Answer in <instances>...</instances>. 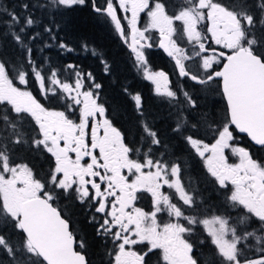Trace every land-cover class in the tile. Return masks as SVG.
Segmentation results:
<instances>
[{
    "label": "snow or ice",
    "instance_id": "obj_1",
    "mask_svg": "<svg viewBox=\"0 0 264 264\" xmlns=\"http://www.w3.org/2000/svg\"><path fill=\"white\" fill-rule=\"evenodd\" d=\"M84 3L85 0H48V5L40 6L70 8ZM92 3L97 13L110 18L127 42L125 27L113 0H105L104 7L96 6L95 0ZM117 3L124 12H131L130 19L124 17L130 29L129 47L145 78L154 83L157 94L173 99L177 96L169 87L167 74L152 71L145 59L142 49L152 45L141 41L149 40L145 33L150 29L159 32V47L175 60L181 77H190L200 84L217 79L222 82L221 94L226 101L223 122L215 127L209 125L214 142L205 143L192 135L185 140L203 158L208 173L221 187L227 188L228 182L232 185L227 199L242 213L238 225L247 226L255 217L260 222L261 234L257 235L254 229L238 235V227L230 225L228 217L213 215L198 220L196 215H185L186 210L194 209L196 200L181 180V166L164 160L163 154L154 159L151 147L142 160L131 158L132 153H139L140 149L125 143L124 134L107 118L104 105L97 102L98 94L92 89L81 91L84 79H92L91 73L85 77L76 72L75 82L70 84L61 81L56 70H51L46 77L29 60L31 75L38 81L45 98L49 94L57 96L59 90L58 98L70 101L61 111L46 107L31 91L14 83L16 80L27 85L29 72L0 60V104L10 106L0 115V120L16 129V123L7 113L27 114L38 126L40 137L32 143L38 148L43 146L53 158L47 175L37 178L27 163L12 162L6 146L0 150V221H11L23 236L18 248L14 249L5 236L0 235V247L14 257L19 249L26 250L30 254L29 264H89L83 251L86 248L84 240H77L70 220L54 206L59 190L75 192L81 203L87 202L89 207H95L96 213L104 214L102 221L93 216L92 222L98 225V235L110 236L113 241L111 264H147L146 257L154 250H158L162 264H199L193 256V244L185 239V234L193 231L190 226L197 223L205 226L219 257L210 264H264V248L258 249L259 258L249 259L239 247L249 237H254L257 244L264 242V161L254 158L248 147L237 143V135L244 133L264 149V0L258 5L262 12L258 21L249 11L247 0H237V4L231 6L220 0H184L183 6L173 14H169L165 0H152L151 3L150 0H117ZM22 7L27 10L29 5L25 3ZM146 10L148 23L141 29L137 23L140 13ZM7 15L10 29L19 26V32L14 31L12 35L23 46L22 34L36 20L30 14L23 19L22 14L15 12H7ZM257 24L261 29L259 36L255 31ZM174 37L187 38L193 46L191 56L178 46ZM208 40L229 51L212 49L211 55H204L208 51L205 47ZM60 47L67 46L61 44ZM193 58H201L205 79L186 69L184 61ZM214 64H222V68L215 70ZM46 80L50 86L46 87ZM100 87L93 85L94 89ZM183 96L188 105L195 107L196 101L186 91ZM133 99L139 109L141 96L137 94ZM77 105L81 106L78 122L70 118ZM183 126L178 119L174 131H180ZM142 127L141 140H147L150 145L161 143L157 132L147 123ZM14 142H21L19 136ZM225 149H230L239 162L229 163ZM70 153L75 154V159ZM85 157H90V162L81 163ZM124 170L133 178L123 174ZM164 185L175 190L174 195L182 205L178 206L172 195L161 190ZM141 192L151 194V211L135 206ZM162 212H167L170 218L175 217V222L158 223L157 215ZM181 219L189 227L180 223ZM136 245H145L147 250L138 252L133 247Z\"/></svg>",
    "mask_w": 264,
    "mask_h": 264
},
{
    "label": "trees",
    "instance_id": "obj_2",
    "mask_svg": "<svg viewBox=\"0 0 264 264\" xmlns=\"http://www.w3.org/2000/svg\"><path fill=\"white\" fill-rule=\"evenodd\" d=\"M113 2L116 4L117 0ZM165 2L169 14H173L183 6L182 0H165ZM220 2L229 6L237 4V0H220ZM25 3L29 5L27 10L22 7ZM95 3L98 7L106 6L105 0H95ZM260 3L261 0H247L249 11L257 21L262 14L258 7ZM40 5H48V0H0V60L29 72L27 85H21L16 80L14 83L31 91L43 104L53 105L61 100L58 98L61 94L57 96L49 94L45 98L40 91L38 81L31 75L29 60L33 61L46 77L50 76L51 70H56L59 79L70 84H74L76 72L84 74L85 77L91 73L92 79L85 78L83 81V90L92 89L98 94V103L104 105L107 118L122 131L128 146L140 149L139 153H132V158L142 160L143 154L151 147L154 159L160 158L163 154L164 160L181 166V180L186 190L196 200L194 209L186 210V215H196L198 220L211 218L213 215L228 217L230 225L238 227V235H242L243 231L254 229L257 230V235H260V222L255 217L247 226L238 225L237 220L242 213L227 199L232 185L228 183L227 188L221 187L208 173L203 158L199 157L185 140L186 136L192 135L207 143L214 141L209 125L215 127L223 122L226 106L219 80L200 84L190 81L188 77L180 78L176 69L171 67V60L162 50L145 48L144 56L150 69L168 71L171 75L172 88L180 91L174 99L159 95L154 91L152 83L143 76L142 68L121 39L110 18L105 14L97 13L93 8L92 0H85L83 5H74L70 8ZM7 12L22 14V19L23 16L30 14L36 20V23L22 34L23 46L13 38L12 33L14 31L18 33L19 26L11 29L8 27L7 22L10 17ZM142 19H145V15ZM144 27L143 24L141 28ZM255 31L259 36L261 32L259 24ZM155 35L157 34L154 32L153 36ZM152 37L149 43L155 46L156 39ZM177 42L181 45L186 44L185 39L184 42L177 39ZM61 44L67 47L61 48ZM28 49H31L30 53ZM69 65L74 67L70 68ZM192 67L186 69L194 75L205 77L196 70V65ZM94 84H99L101 87L94 89ZM47 86L50 85L46 80ZM185 91L196 101L195 107L187 104L183 96ZM137 94L141 96L139 109L133 99ZM8 107L10 106L0 104V115L5 114V109ZM7 114L17 127L13 129L11 125H6L0 120V150L6 146L12 162L27 163L36 171L39 167L50 163L43 146L38 148L32 143L34 139L39 138L38 127L33 120L27 114L20 116L15 113ZM178 119L182 120L184 126L180 131H174ZM144 123L157 132L161 141L159 145H150L147 140H141ZM192 125L196 127L193 128ZM18 136L21 142L15 143ZM237 138L240 140L239 144L247 146L256 159L264 161V149L253 145L245 135L238 134ZM176 200L182 205L178 197ZM186 227H189L187 222ZM190 227L193 231L186 235L193 244V256L197 258L199 264L218 261L215 246L211 244L205 226L197 223ZM0 235L5 236L14 249L18 248L23 238L22 233L14 228L11 221H0ZM81 235L86 244L83 251L87 255L89 264H110L111 256L108 251L111 249L107 242L102 243L93 236L85 240L83 233ZM228 238H231L230 235ZM239 247L242 248L244 257L256 259L261 255L258 249L264 248V242L257 244L254 237H249ZM29 256L26 250L19 249L14 257L0 247V264H29ZM154 261V264H161L157 257Z\"/></svg>",
    "mask_w": 264,
    "mask_h": 264
},
{
    "label": "flooded vegetation",
    "instance_id": "obj_3",
    "mask_svg": "<svg viewBox=\"0 0 264 264\" xmlns=\"http://www.w3.org/2000/svg\"><path fill=\"white\" fill-rule=\"evenodd\" d=\"M116 5H117V14L119 17H121V22L122 24L124 25L125 27V34L127 36V42H125V40H122L124 41L125 45L128 47L129 51L132 52V50L130 49L129 47V44H130V34H129V28H128V24H127V20L124 19L125 16H127L129 19L131 18V12H124L123 10H121L119 7H118V3L116 2ZM144 13L142 12L141 14V18L143 17L144 18ZM207 23V22H205ZM157 35L153 36V33L152 34H147L145 33L146 36L149 37V39L152 37L154 39H156V45L155 46H152V47H144L142 49V51L144 52L145 51V48H156V49H160L158 47V44L160 42V38H158L159 34L158 32H155ZM125 38V37H124ZM158 38V40H157ZM147 44H149V40L147 41H144ZM208 46V47H206ZM205 47L208 49L207 52L211 53L212 54V49H216L217 51L218 50H221V51H229L227 49H224L223 47L220 48V46L218 45H213L212 44V41L211 40H208V41H205ZM161 50V49H160ZM134 58H135V54L132 52ZM165 54V53H164ZM169 60H171V67L175 68L176 71H177V68H176V65L174 63V61L172 60V58H169L167 57ZM136 60V59H135ZM201 60L197 59V58H194L192 63L193 65H196V66H199L201 68ZM220 65H213V68L216 70L218 69ZM186 67V66H185ZM156 71H163L167 74L168 76V79H169V87L171 90L175 91L177 94L180 92L178 90H174L172 88L173 84H172V80H171V75L168 73V71H164L163 69H158ZM178 72V71H177ZM191 73V72H190ZM179 74V73H178ZM192 74V73H191ZM194 75V74H193ZM172 78H175V77H172ZM180 78H184V77H181ZM190 79V77H188ZM202 78V77H200ZM206 77L202 78V79H205ZM218 80V79H217ZM149 82L152 83L153 85V89L155 91V85L152 81L148 80ZM190 81L194 82V83H198L196 81H193L190 79ZM180 82L182 83V81L180 80ZM220 82V80H219ZM220 87H221V83H220ZM81 91H84L83 89H81ZM87 91V90H86ZM156 92V91H155ZM59 91H58V95H59ZM164 96V95H163ZM167 97V96H165ZM41 102V101H40ZM98 102V101H97ZM42 103V102H41ZM66 103H70V101H66L64 99H61L58 101V103L56 104H53V105H46L44 104L46 107H49V108H52V109H56V110H65V104ZM226 103V102H225ZM81 106L77 105L75 106V108L73 109V112L74 114L70 116L71 119L73 120H76L78 122V119L77 117L79 116V108ZM30 118V117H29ZM31 119V118H30ZM97 119H101L100 117H97ZM34 122V121H33ZM91 122V121H90ZM35 124V122H34ZM38 127V126H37ZM121 131V130H120ZM122 132V131H121ZM102 134V133H101ZM40 138V137H39ZM238 141V144L240 142V140H237ZM214 142V141H213ZM212 142V143H213ZM126 143V141H125ZM207 143V142H206ZM127 144V143H126ZM241 145V144H240ZM243 146V145H241ZM247 147V146H245ZM250 150V149H249ZM46 151V150H45ZM98 151V150H97ZM49 158H50V163H47L45 164L44 166L42 167H39L36 171L34 170L33 168V172L37 175V178H43L44 176L47 175L50 167L53 166V158L51 157V154L50 153H47ZM70 155L72 156L73 159H75V154L74 153H70ZM132 158V156H131ZM255 158V157H254ZM133 159V158H132ZM90 162V157H85L81 163H88ZM125 175H129L130 174L127 172V170H124V173ZM130 178H133L130 176ZM97 182H99V180L97 179ZM230 184V183H229ZM91 190V189H90ZM163 192L169 194V195H172L173 196V202L174 203H177L178 206H180L179 202L176 200V198L178 196L174 195L173 192H175L174 189H170L167 187V185H164L161 189ZM57 192L59 193L58 197H57V201H56V204H54V206H58L61 211H62V215H64V217L66 219H69L70 220V224L72 226V229L74 230V232L76 233L77 235V240H80L82 239V235L81 233H83L84 237H85V240H89L93 237H96L97 239H99V241H101L102 243L104 242H107V244L109 245L110 247V251H108V254L110 255L114 245H113V241L111 239L110 236H102V235H98L97 234V231H96V228H97V223H94L92 222V217L95 216L96 217V220L97 221H102V218H103V215L102 213H96L95 212V207H89V204L87 202L85 203H81L77 198H76V194L75 192L73 191H69L68 193H63V192H60L59 190H57ZM135 206L136 207H140V208H143L145 211H151L152 210V198H151V194L148 193V192H141V193H138V199L135 201ZM186 215V214H185ZM175 217H169L167 212H162V213H158L157 215V221L158 223H160L161 225L164 224V223H167L169 222L170 220H172L173 222H175ZM180 223L184 224L186 226V221H184L183 219H181L179 221ZM79 227V228H77ZM86 236H91L89 238H87ZM95 238V239H96ZM185 239H187L189 241V236H187L185 234ZM190 242V241H189ZM191 243V242H190ZM134 249L138 252H141V251H146L147 248L145 247V245H136V246H133ZM77 250H81L79 249V247H77ZM87 256V255H86ZM111 256V255H110ZM159 258V252L158 250H154V253H151L149 254L148 257H146V261H147V264H154L155 261L154 259L155 258ZM88 260V258H87ZM160 260V259H159ZM111 261H112V256L110 258V264H111ZM160 263L162 264V262L160 261Z\"/></svg>",
    "mask_w": 264,
    "mask_h": 264
},
{
    "label": "rangeland",
    "instance_id": "obj_4",
    "mask_svg": "<svg viewBox=\"0 0 264 264\" xmlns=\"http://www.w3.org/2000/svg\"><path fill=\"white\" fill-rule=\"evenodd\" d=\"M183 1V3H184V0H182ZM144 14H145V19L143 20L142 18H141V14L142 13H140V17H139V20H138V23H137V26L139 27V28H141V26L144 24L145 25V27H146V25H147V23H148V17H147V10L145 11V12H143ZM177 26H178V28H179V22H177ZM142 29V28H141ZM129 31H130V29H129ZM154 32H158L157 30H155V29H150L149 30V32H147L146 33V35L147 34H152V33H154ZM158 34H159V32H158ZM210 35V34H209ZM158 38H159V36H158ZM158 38H157V40H158ZM175 38V37H174ZM176 39V38H175ZM177 39H179L178 37H177ZM184 39H185V43L186 44H184V45H181V44H178V42H177V44H178V46L179 47H181V48H183L184 50H185V52L187 53V55H189V56H191L192 55V51H193V46H192V44H190L188 41H187V38L186 37H184L183 39H179V41L181 40V41H183L184 42ZM212 44L213 45H216L215 43H214V41H212ZM218 46H220V48H222L223 46L222 45H218ZM206 47H208V46H206ZM196 50L198 51L199 49H198V46L196 47ZM204 55H211V53H209V52H206V53H204ZM136 59V58H135ZM194 59V58H193ZM193 59H191V60H185L184 61V64H185V66H186V68H190V69H192L193 67V63H192V61H193ZM197 59H199V60H201V58H197ZM137 61V60H136ZM201 63V62H200ZM139 64V63H138ZM202 68V67H201ZM197 71L199 70V72L202 74V76L203 75H205V72H204V70H203V68L202 69H199V66H197V69H196ZM143 76H144V73H143ZM145 77V76H144ZM34 95V94H33ZM237 140H238V138H237ZM206 143V142H205ZM237 143H238V141H237ZM225 155L228 157V162L229 163H238L239 161H238V158L236 157V156H234V155H232V153H231V150L230 149H225ZM228 183H230V182H228Z\"/></svg>",
    "mask_w": 264,
    "mask_h": 264
},
{
    "label": "water",
    "instance_id": "obj_5",
    "mask_svg": "<svg viewBox=\"0 0 264 264\" xmlns=\"http://www.w3.org/2000/svg\"><path fill=\"white\" fill-rule=\"evenodd\" d=\"M122 23V22H121ZM123 25V24H122ZM120 35V34H119ZM123 40H125V38L124 37H122V36H120ZM130 43H131V37H130ZM141 43H144L145 45H146V43L144 42V41H141ZM160 43V42H159ZM158 47H159V44H158ZM160 48V47H159ZM131 49V48H130ZM164 53H165V55L167 56V57H169V58H172V57H170V56H168V54L164 51V49H162V48H160ZM218 51H221V50H218ZM172 60L174 61V63H175V60L172 58ZM175 65H176V63H175ZM176 68H177V71H178V73H179V69H178V67L176 66ZM220 68H222V65L218 68V69H216V70H220ZM202 79V78H201ZM219 80V79H218ZM197 82V81H196ZM220 83L222 84V82L220 81ZM226 102V101H225ZM239 134H241V135H245L246 137H247V139L253 144V145H255L254 144V142H252L251 140H250V138L246 135V134H244V133H239ZM255 146H257V147H260V146H258V145H255ZM79 251V250H78ZM86 255V254H85ZM86 258H87V256H86Z\"/></svg>",
    "mask_w": 264,
    "mask_h": 264
}]
</instances>
